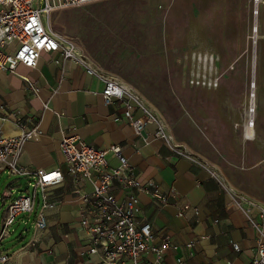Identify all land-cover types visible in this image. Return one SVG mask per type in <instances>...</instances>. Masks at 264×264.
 <instances>
[{
  "label": "crops",
  "instance_id": "obj_1",
  "mask_svg": "<svg viewBox=\"0 0 264 264\" xmlns=\"http://www.w3.org/2000/svg\"><path fill=\"white\" fill-rule=\"evenodd\" d=\"M29 84L38 91H31ZM102 90L98 78L88 75L83 66L65 61L59 53L42 54L35 69L18 65L13 73L0 71L1 134L17 136L34 126L40 133L39 141L29 139L23 144L18 157L23 174L0 172V181L6 184L2 204L11 203L18 191L28 190L32 181L33 191L21 195L36 193L31 216L20 214L14 221L24 226L15 241L28 238L19 246L8 243L17 233L9 230L13 223L8 236L0 240V255L8 258L4 264H102L99 255L89 254L85 235L76 229L82 205L60 150L62 138L73 134L99 150L113 145L121 148L142 189L123 190L114 184L112 192L119 200L128 196L137 199L136 218L150 223L153 244L166 242L169 246L163 264H251L260 235L249 219L260 222L264 192L245 189L230 193L220 165L210 164L220 173V177L212 176L206 161L179 154L180 149L155 135L153 125L137 135L121 118L122 106L104 105ZM107 160L111 168L118 165L111 155ZM56 168L61 170L63 182L49 195L53 206L45 210L46 228L37 230L34 222L43 199L34 186L35 173ZM251 169L258 170L264 184V159ZM150 183L164 197L163 202L151 195L154 188ZM78 186L91 191L86 181ZM241 194L256 207L241 202ZM147 257L153 259L152 253Z\"/></svg>",
  "mask_w": 264,
  "mask_h": 264
},
{
  "label": "rangeland",
  "instance_id": "obj_2",
  "mask_svg": "<svg viewBox=\"0 0 264 264\" xmlns=\"http://www.w3.org/2000/svg\"><path fill=\"white\" fill-rule=\"evenodd\" d=\"M48 20L54 32L73 38L104 71L133 87L163 117L174 143L220 165L235 190L264 192L251 169L264 159V4L257 10L254 0H105L53 12ZM199 55L213 57L217 87L190 85L191 74L209 73ZM250 83L255 138L246 140ZM33 182L17 196L32 192ZM5 186L0 181V197ZM8 204L0 201V229ZM16 223L8 243L19 246L28 235L16 242L24 228Z\"/></svg>",
  "mask_w": 264,
  "mask_h": 264
},
{
  "label": "built area",
  "instance_id": "obj_3",
  "mask_svg": "<svg viewBox=\"0 0 264 264\" xmlns=\"http://www.w3.org/2000/svg\"><path fill=\"white\" fill-rule=\"evenodd\" d=\"M103 1L105 0H0V71L13 73L18 65L35 69L42 54L59 53L65 61L83 66L88 75L103 83L101 97L104 105L122 106L124 110L121 118L137 135L147 125H153L155 135L170 147L180 149L179 154L196 157L183 145L174 143L163 117L133 87L104 71L73 38L53 31L48 20L51 13ZM254 1L257 10L260 4H264V0ZM198 57L205 67H209V73L191 74L190 85L208 89L217 87L219 77L213 66V57ZM213 70L215 75L212 74ZM251 86L252 83V90ZM28 88L33 92L38 91L30 84ZM254 97L251 92L243 110L244 132L245 129H254ZM136 112H139L137 117ZM29 139L39 141L37 126L11 137L0 132V172L6 170L14 175L25 172L18 164V157L24 142ZM60 150L67 174L75 181L74 192L81 201L82 214L76 229L85 235L89 254L99 255L102 264H163L169 246L166 242L153 244L150 223L136 218L137 199L128 196L119 200L112 192L114 184L123 190L142 189L121 148L113 145L107 150H99L73 134L62 138ZM108 155L117 160L116 167L109 166ZM205 165L212 176L220 177L217 169L208 163ZM35 174L34 186L41 192L43 203L36 214L34 226L37 230H43L47 226L45 210L53 206L49 202V195L52 189L62 184L63 174L57 168L48 171L39 169ZM85 181L91 185L90 192H85L78 186L79 182ZM150 186L154 188L151 195L163 202L164 197L152 183ZM228 189L232 194L237 193L229 185ZM35 197V192L32 195H20L7 205L0 240L8 236V228L18 215L33 211ZM241 199L249 207H256V203L245 195L241 194ZM259 217L260 222L249 219L260 235L251 264H264V207L259 208ZM232 247L238 250L236 244ZM148 253H152L153 259H148ZM7 259L0 255L1 262Z\"/></svg>",
  "mask_w": 264,
  "mask_h": 264
},
{
  "label": "bare ground",
  "instance_id": "obj_4",
  "mask_svg": "<svg viewBox=\"0 0 264 264\" xmlns=\"http://www.w3.org/2000/svg\"><path fill=\"white\" fill-rule=\"evenodd\" d=\"M256 25V24H255ZM255 28H256V26H255ZM258 31V30H257ZM255 32V31H254ZM253 85H254V87H255V89H256V83H255V80L253 81ZM253 85H252V95L253 96H255V89H254V87H253ZM255 130L253 129V128H251V129H245V139L246 140H253L254 138H255ZM231 187V186H230ZM231 189H233L232 187H231ZM234 191H237V190H235V189H233ZM238 192V191H237ZM8 260V259H7ZM7 262V261H6ZM6 262H0V263H2V264H4V263H6Z\"/></svg>",
  "mask_w": 264,
  "mask_h": 264
}]
</instances>
